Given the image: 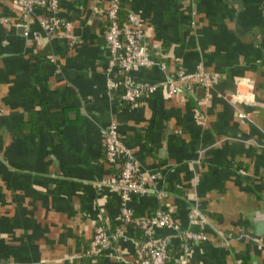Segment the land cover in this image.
I'll use <instances>...</instances> for the list:
<instances>
[{"label": "crops", "instance_id": "1", "mask_svg": "<svg viewBox=\"0 0 264 264\" xmlns=\"http://www.w3.org/2000/svg\"><path fill=\"white\" fill-rule=\"evenodd\" d=\"M102 6L60 0L75 40L32 39L12 22L18 7L0 0L13 18L0 25V264H134L135 233L112 186L120 165L104 152L111 121L139 171L156 175L153 191L132 200L135 214L165 202L185 226L196 206L206 240L189 264H264V0H120L119 19L134 12L165 64L131 75L159 78L179 63L218 74L209 92L161 89L133 105L106 84ZM98 223L125 238L92 253Z\"/></svg>", "mask_w": 264, "mask_h": 264}, {"label": "built area", "instance_id": "2", "mask_svg": "<svg viewBox=\"0 0 264 264\" xmlns=\"http://www.w3.org/2000/svg\"><path fill=\"white\" fill-rule=\"evenodd\" d=\"M10 1L18 7V16L12 21L13 18L9 14L0 13V25L12 21L15 25L22 26L23 33L32 39L44 35L64 36L71 41L75 40L72 21L60 12V0ZM103 1L104 6L98 12L105 17L103 39L109 55V65L106 68L108 72L106 84L109 90L118 92L121 88L120 96L133 105L161 89L173 93L182 87L192 90L195 84H199L204 87L205 92H209L210 87L218 81V74L213 71H207L202 67L188 70L181 63L173 71L159 78L131 75V70L138 66L160 64L164 68L165 64L157 61L149 53L143 41L144 32L138 16L134 12H128L127 21L121 26L117 21L120 0ZM34 19L37 20V27L31 25ZM114 67L117 69V75L111 77L110 71ZM250 83L249 81L248 84ZM236 96H240L238 89ZM101 133L107 161L120 165L117 180L112 186L116 189L119 199L120 220L129 224L134 220L132 200L135 196L153 191L154 188L150 184H154L156 175L151 171H139L136 159L120 137L115 121L101 128ZM103 182L101 179L96 184ZM136 221L142 234L140 236L135 234L132 238L136 256L134 264H189L192 246L206 240L203 228L207 223V217L196 206L189 208L188 225L185 226L173 217L165 202L151 212L139 214ZM192 225L197 226L196 229L192 228ZM158 227L168 228L171 232L158 235L156 233ZM122 237L125 238V235L119 225L110 228L98 223L90 239V251L95 253L102 249H113L116 246L115 242ZM173 240L177 241L178 249L175 253L169 250Z\"/></svg>", "mask_w": 264, "mask_h": 264}, {"label": "trees", "instance_id": "3", "mask_svg": "<svg viewBox=\"0 0 264 264\" xmlns=\"http://www.w3.org/2000/svg\"><path fill=\"white\" fill-rule=\"evenodd\" d=\"M119 13H120V8H119V10H118V12H117V21H118L119 24L122 26V25L124 24L123 22H126V21H127V16H126L125 19L120 20V19H119ZM127 15H128V14H127ZM100 17L103 19V22H105V17H104L103 15H101ZM121 91H122V89L119 88V90H118L119 94H121ZM135 197H137V196H135ZM135 197H134V198H135ZM136 217H138V214H135V212H134V220H132V221L129 223V226L133 228L134 233H135L136 235H139V236H140V235L142 234V231H141V228H140L139 224H138L137 221H136ZM177 249H178V248H177V241H174L171 245H169V250H170L172 253H175V252L177 251ZM174 264H176V263H174Z\"/></svg>", "mask_w": 264, "mask_h": 264}, {"label": "water", "instance_id": "4", "mask_svg": "<svg viewBox=\"0 0 264 264\" xmlns=\"http://www.w3.org/2000/svg\"><path fill=\"white\" fill-rule=\"evenodd\" d=\"M22 27V26H21ZM23 28V27H22Z\"/></svg>", "mask_w": 264, "mask_h": 264}]
</instances>
